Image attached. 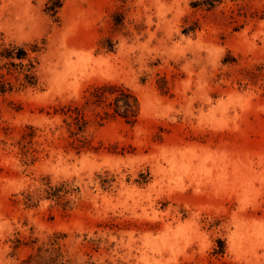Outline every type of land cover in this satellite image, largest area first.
<instances>
[{
  "label": "rangeland",
  "instance_id": "obj_1",
  "mask_svg": "<svg viewBox=\"0 0 264 264\" xmlns=\"http://www.w3.org/2000/svg\"><path fill=\"white\" fill-rule=\"evenodd\" d=\"M46 1L0 0V44L47 41L0 94V264L55 234L73 264H264V0ZM104 83L136 121L87 101ZM64 179L73 208L24 202Z\"/></svg>",
  "mask_w": 264,
  "mask_h": 264
},
{
  "label": "trees",
  "instance_id": "obj_2",
  "mask_svg": "<svg viewBox=\"0 0 264 264\" xmlns=\"http://www.w3.org/2000/svg\"><path fill=\"white\" fill-rule=\"evenodd\" d=\"M223 0H194V7L212 8ZM64 0H47L45 10L56 19L59 17L60 9ZM47 50V41L32 40L25 42L10 41L0 44V94L37 86L40 82L38 67L41 63V55ZM88 102L101 105L103 108L102 117L110 118L122 116L130 122L138 119L141 111V103L137 94L123 83H104L96 85L86 96ZM103 105V106H102ZM79 109L76 114H70L76 118L79 116ZM80 187L73 181L64 179L57 183L46 182L42 194L36 196L28 192L24 202L29 205H36L42 197L57 200L65 209L73 208L74 197L78 195ZM62 236L55 234L42 240L35 237L37 243L35 250L22 259L18 264H73L63 248ZM223 250H217L220 252Z\"/></svg>",
  "mask_w": 264,
  "mask_h": 264
}]
</instances>
